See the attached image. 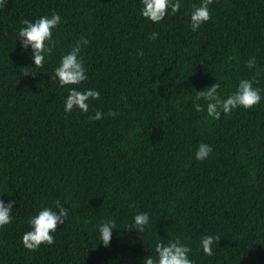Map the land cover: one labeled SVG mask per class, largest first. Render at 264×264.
<instances>
[{
	"label": "trees",
	"instance_id": "obj_1",
	"mask_svg": "<svg viewBox=\"0 0 264 264\" xmlns=\"http://www.w3.org/2000/svg\"><path fill=\"white\" fill-rule=\"evenodd\" d=\"M199 3L181 0L160 23L140 16L139 0L0 6V200L15 201L14 219L0 228V264H143L158 240L177 238L194 264H264V0H213L193 32ZM52 12L62 23L38 68L21 54L17 31ZM80 37L89 44L79 88L100 98L88 113L66 114L67 92L50 77ZM240 79L261 90L258 105L219 120L194 110L196 91L216 82L227 96ZM97 111L101 119L89 120ZM200 143L213 147L203 162L194 158ZM57 199L69 213L54 242L27 250L29 217ZM137 212L150 215L143 233L126 228ZM108 220L116 229L105 247L97 226ZM204 235L218 237L211 256L200 248Z\"/></svg>",
	"mask_w": 264,
	"mask_h": 264
},
{
	"label": "clouds",
	"instance_id": "obj_2",
	"mask_svg": "<svg viewBox=\"0 0 264 264\" xmlns=\"http://www.w3.org/2000/svg\"><path fill=\"white\" fill-rule=\"evenodd\" d=\"M7 0H0L3 6ZM213 0H200L199 5H193L189 13V27L196 32L202 25L210 19V5ZM139 14L146 22L160 23L166 15H174L181 8V0H139ZM62 17L58 12L51 15H43L33 20H21V26L17 31V40L20 42L21 54L30 55L32 65L43 67L47 63L52 52L53 32L57 26L61 25ZM157 33H151L149 39H155ZM16 40V41H17ZM89 41L85 37H80L66 53H62L58 65L55 67L51 80L64 88L67 96L63 100V110L66 114L78 110L82 114L88 113L91 100H98L100 92L86 88L80 90L79 85L88 79L87 69L84 66L81 55L82 48L86 47ZM30 48V51H29ZM138 56L143 52L138 51ZM249 70L256 67L255 56L249 57L246 61ZM253 81L240 79L235 87V91L227 96H221L218 92L219 83H213L203 90L196 91L192 98L193 108L196 112L205 111L208 118L219 120L221 115L228 116L237 109L250 110L258 105L262 99L261 90L253 87ZM71 86V87H70ZM204 101L202 105L200 102ZM105 115L115 116L116 113L109 111ZM102 113L97 111L90 115L89 120H100ZM213 152V147L207 143H200L195 152L194 158L203 162L209 158ZM15 201L5 203L0 200V228L10 224L14 219L12 212ZM69 209L65 207L59 199L55 200L51 206L40 208L35 215L29 217L27 224L29 230L23 233L21 243L24 248L30 251L37 250L41 245H51L54 242V234L59 225H63L67 219ZM150 215L148 212H137L132 217V222L127 225V229L143 233L150 226ZM116 229L115 222L108 220L97 226L98 244L107 247L110 243L112 232ZM218 237L214 235H204L200 239V248L205 255L213 254V246ZM155 256H147L143 264H194L190 258L191 248L182 243L179 238L174 240L157 241L154 247Z\"/></svg>",
	"mask_w": 264,
	"mask_h": 264
}]
</instances>
